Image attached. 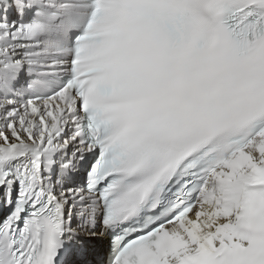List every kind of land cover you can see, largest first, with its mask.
Listing matches in <instances>:
<instances>
[{
	"label": "snow or ice",
	"instance_id": "snow-or-ice-1",
	"mask_svg": "<svg viewBox=\"0 0 264 264\" xmlns=\"http://www.w3.org/2000/svg\"><path fill=\"white\" fill-rule=\"evenodd\" d=\"M0 264H264V0H0Z\"/></svg>",
	"mask_w": 264,
	"mask_h": 264
}]
</instances>
